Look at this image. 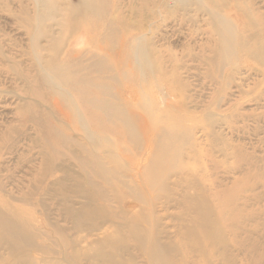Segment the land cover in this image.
<instances>
[{"label": "rangeland", "instance_id": "1", "mask_svg": "<svg viewBox=\"0 0 264 264\" xmlns=\"http://www.w3.org/2000/svg\"><path fill=\"white\" fill-rule=\"evenodd\" d=\"M156 1L158 3L152 7L153 17L148 18V12L144 14V26L159 49L160 46L171 49L168 56L183 55L184 71L179 78L183 77L188 85L183 97L188 112L199 117L196 122L187 124L196 129V138L201 144L199 151L205 155L215 149L218 159L223 160L233 147H238L249 158L236 172L227 174L224 167L220 177L227 185L234 179L241 180L245 172H251L250 183L244 185V192L238 196L239 207L246 216L239 230L240 239L250 240L244 247L236 246L232 228L227 227L223 233L226 246L208 247L209 250L216 247L211 263L246 264L248 257L244 250L247 249L254 258L262 256L264 264V0H203L204 8L208 3L213 4L211 8L217 15L232 19L246 41L231 65L216 74L201 59L211 57L208 50L212 48L214 35L210 13L206 9L198 10L196 1L180 5L172 0L168 8H161L159 0ZM145 2L116 0L119 15L113 14L112 19H118L124 11L129 27L136 29L143 19L137 12ZM238 2L243 9L237 6ZM78 4L79 0H0V264H155L147 250L142 252L125 241L109 242L116 236L119 225L124 224L123 217L129 215L126 223L130 225L134 215L141 211V205L136 204L131 210L133 202L122 204L114 199L110 185L101 183L105 198L94 203L96 210L93 211L88 200L77 193L72 177L82 171L68 152L63 151L57 160L49 157L48 167L42 166L47 138L41 127L47 116L65 137L85 143L82 129L72 130L70 123L56 110L50 92L59 91L55 86L59 81L48 69L67 49L69 52L82 48L83 62L91 66L106 64L110 55L102 50L108 47L104 36L100 41L102 48L94 45L95 41L93 44L88 41V36H94L87 34L86 25L91 22L84 20ZM246 5L251 8L252 20L246 19L244 14ZM244 25L248 28H243ZM186 51L191 55L187 56ZM169 67L172 69L171 65ZM105 76L116 79V89L128 97L130 93L143 92L142 87L127 83L113 71L101 77ZM45 78L54 84L47 87L36 83ZM173 81L165 87L169 90L171 86L170 92L178 95L175 100H180L178 86ZM147 87L152 89L151 84ZM153 89L151 92L156 93ZM139 98L143 100L142 94ZM61 105L64 106L62 102ZM138 107L141 113H147L142 103ZM63 108L66 111V107ZM32 114L35 119L31 118ZM163 120L169 119L164 117ZM152 127L153 122H150L149 129ZM214 131L216 135H212ZM143 135L141 149H138L141 157L146 151ZM106 144L111 148H99L100 152L107 157L109 153L114 156L111 139ZM127 154L133 157L129 150ZM203 155L190 154L187 159H194L199 166L209 164V159ZM229 162L236 163L237 159ZM197 171L196 174L202 175ZM126 172L122 173V178L131 181V175L138 171ZM171 182L185 194L195 186L188 173L174 176ZM144 193L147 194V190L144 189ZM158 197L157 213L161 220L156 229L157 237L161 244L175 247L187 226V216L179 215L176 203L166 212L161 208L165 206L163 197L166 196L160 193ZM6 220L9 222L4 229L2 224ZM141 225L150 229L149 222ZM123 235L127 237L125 232ZM173 257L177 264H198L202 260L196 249L191 260L185 263L183 254Z\"/></svg>", "mask_w": 264, "mask_h": 264}, {"label": "bare ground", "instance_id": "2", "mask_svg": "<svg viewBox=\"0 0 264 264\" xmlns=\"http://www.w3.org/2000/svg\"><path fill=\"white\" fill-rule=\"evenodd\" d=\"M79 1L77 9L84 15L85 21L91 22L86 25L87 34L94 35L91 38L88 36V41L92 44L95 41L94 45L99 46L104 36L108 47L102 50L110 55L106 64L91 66L88 62H83L82 48H73L69 52L67 49L66 53H63L60 59L48 69L59 81L55 85L59 91L50 92V97H54L56 110L70 123L72 130L78 132V127L82 129V138L87 143L81 144L72 138L65 137L62 132L53 127L52 119L47 116V120L41 127L44 128L43 133L47 138L42 166L48 167L49 157L57 160L62 157L63 151L68 152L82 171V174L72 177L76 183L77 193L88 200L89 208L93 211L96 210L94 203L101 202L105 198L101 183L110 185L112 188L110 192L114 199H118L122 204L127 201L133 202L130 206L131 210L137 207L136 204L141 205V211L134 215L130 225L126 223L129 215L126 218L123 217L124 224L117 226L116 236L110 238L109 242L119 244L125 241L134 244L142 252L147 250L151 262L155 264H177L174 261L176 258L173 257L175 254H183L185 263L191 260V254L195 249L202 256L198 264H212V252L216 247L213 250H209L208 247L226 246L223 233L227 227L232 228L233 244L238 247L246 246L250 239L241 241L239 235V230L245 223L242 220L246 216L244 209L239 207L238 196L244 192V185L250 183L251 172H245L241 180L234 179L224 185L220 171L226 167L227 174L236 172L242 167L243 162H249V158L238 147H233L232 152L225 155L223 160L218 159L215 149L208 151L205 155H203L204 152L199 151L201 144L196 138V129L187 125L196 122L199 117L191 115L183 102L184 92L188 88L184 78H179L183 76L182 71H184L183 63L181 64L183 55L168 56L167 53L171 49L162 48V46L159 49L144 26L146 18L144 14L148 12L147 15L150 13L148 18H152L154 15L152 7L158 2L146 0L137 12L143 19L136 29H132L126 22L124 11L120 13L118 19H112L113 14L119 15L116 0ZM170 1L172 0H159L161 8L170 7ZM174 1L180 5L196 1L198 10L206 9L205 11L210 13V28L214 35L212 48L208 50L211 57L207 60L201 59L204 64L208 63L207 67L214 74L225 71L246 42L244 36L239 35L232 19L217 15L211 8L213 4L210 6L208 3L204 8L203 0ZM237 6L242 8L240 2ZM246 10L244 13L246 19L252 20L249 13L252 11L248 5ZM243 28L248 27L244 25ZM118 43H120L119 47ZM100 47L102 48L101 45ZM112 51L115 52L112 54ZM205 51L207 53L206 49ZM186 52L187 56L191 55V52ZM80 59L82 61H79ZM111 65L114 66L113 69ZM109 71L121 75L129 84L142 87L143 92L130 93V97L121 91L118 92L116 79L109 76L101 77ZM170 81L178 86L180 100H175L178 95L170 92L171 86L169 90L165 87ZM36 83L50 87L53 82L45 78L36 80ZM150 84L152 89L147 87ZM153 88L156 89V93L151 92ZM141 94L143 100L139 101ZM56 97L64 104L66 111ZM140 103L143 104V108H146L147 113H141L142 110L137 108ZM164 117L169 120H163ZM31 118L35 119V115L32 114ZM150 122H153L151 128L153 133L149 129ZM216 134L215 131L212 133V135ZM142 135L146 142L145 158L144 155L141 157L142 154H139L138 150L141 149L139 147L142 143ZM108 139H111L112 147L116 152L114 156L109 153L107 157L105 153L100 152L99 148H111L106 144ZM128 150L133 157L135 156L134 158L128 156ZM190 154L195 157L203 155L207 160L209 159V164L199 166L198 162H193L194 159H187ZM231 159L234 161L237 159V162H229ZM143 163L145 165L141 167ZM138 167L141 168L138 169ZM197 169L202 172V175L196 174ZM126 170L138 172L131 175V181H129L122 178V173H127ZM187 173L195 186H191L186 194L180 193L177 187L172 186V178ZM144 189L147 190V194L144 193ZM158 193L166 196L163 197L165 206L161 208L168 212L172 204L176 203L179 215L183 214L188 219L187 226L183 228L182 238L175 247L161 244L157 237L156 229L161 220L157 213L158 203L156 202L160 200L159 197L156 198ZM7 222L9 221L6 220L2 224L4 229H7ZM147 222L151 230L141 225ZM12 226L10 223L9 227ZM124 232L127 237L123 235ZM244 251L248 257L246 264H262V256L254 258L247 249Z\"/></svg>", "mask_w": 264, "mask_h": 264}]
</instances>
